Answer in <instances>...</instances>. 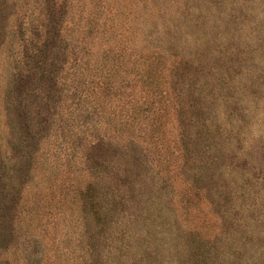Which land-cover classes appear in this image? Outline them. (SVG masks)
I'll list each match as a JSON object with an SVG mask.
<instances>
[{
    "label": "rangeland",
    "instance_id": "obj_1",
    "mask_svg": "<svg viewBox=\"0 0 264 264\" xmlns=\"http://www.w3.org/2000/svg\"><path fill=\"white\" fill-rule=\"evenodd\" d=\"M0 264H264V0H0Z\"/></svg>",
    "mask_w": 264,
    "mask_h": 264
}]
</instances>
